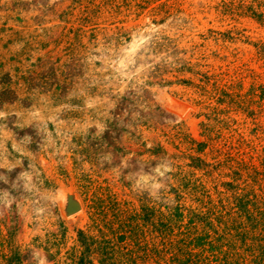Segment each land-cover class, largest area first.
<instances>
[{
    "label": "rangeland",
    "instance_id": "374dc122",
    "mask_svg": "<svg viewBox=\"0 0 264 264\" xmlns=\"http://www.w3.org/2000/svg\"><path fill=\"white\" fill-rule=\"evenodd\" d=\"M263 91L264 0H0V264H254Z\"/></svg>",
    "mask_w": 264,
    "mask_h": 264
},
{
    "label": "trees",
    "instance_id": "16d2710c",
    "mask_svg": "<svg viewBox=\"0 0 264 264\" xmlns=\"http://www.w3.org/2000/svg\"><path fill=\"white\" fill-rule=\"evenodd\" d=\"M260 98L262 101H264V91L262 92ZM262 170L261 171H255V179L257 182H264V158L262 161ZM264 184V183H263ZM249 220L252 222L253 228L262 231V235L256 237L255 239V245L252 247V257L254 264H264V209L259 210L256 209L255 213L250 214L249 213ZM83 245L87 246L86 241H82ZM173 248L178 250V253H176V263L175 264H205L204 260L193 258L192 253L189 255V258L182 263V257L185 256L186 252L183 251V249L178 248L177 246H173ZM182 252V253H179ZM180 254H183L182 257Z\"/></svg>",
    "mask_w": 264,
    "mask_h": 264
},
{
    "label": "water",
    "instance_id": "95a60500",
    "mask_svg": "<svg viewBox=\"0 0 264 264\" xmlns=\"http://www.w3.org/2000/svg\"><path fill=\"white\" fill-rule=\"evenodd\" d=\"M79 210H80V205L77 202H75L72 198H69L68 208H67L68 215H72L78 212Z\"/></svg>",
    "mask_w": 264,
    "mask_h": 264
},
{
    "label": "bare ground",
    "instance_id": "6f19581e",
    "mask_svg": "<svg viewBox=\"0 0 264 264\" xmlns=\"http://www.w3.org/2000/svg\"><path fill=\"white\" fill-rule=\"evenodd\" d=\"M134 48V47H133ZM132 51V50H131Z\"/></svg>",
    "mask_w": 264,
    "mask_h": 264
}]
</instances>
